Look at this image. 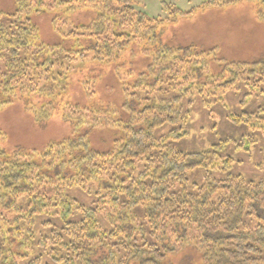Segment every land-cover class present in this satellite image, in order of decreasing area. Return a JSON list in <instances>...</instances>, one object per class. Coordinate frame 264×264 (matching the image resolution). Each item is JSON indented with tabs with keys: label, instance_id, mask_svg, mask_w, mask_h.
I'll return each mask as SVG.
<instances>
[{
	"label": "trees",
	"instance_id": "obj_1",
	"mask_svg": "<svg viewBox=\"0 0 264 264\" xmlns=\"http://www.w3.org/2000/svg\"><path fill=\"white\" fill-rule=\"evenodd\" d=\"M143 1L16 0L14 12L0 11V110L21 99L37 124L47 121L71 73L87 70L79 84L88 91L89 79L99 77L88 71L93 63L113 66L124 97L108 108L61 102L72 135L40 150L8 151L0 132V264H174L169 256L186 248L199 257L191 264H264V178L232 172L239 161L224 155L227 139L198 152L170 145L187 136L185 108L195 96L212 119L213 104L227 107L223 94L247 87L238 102L242 110L224 118L249 130L234 148L249 156L256 149L263 171L264 62L217 60L211 71L206 61L190 59L203 51L160 44L156 33L201 8L264 0H207L188 11L162 2L164 18L148 17ZM80 6L95 11L86 25L64 33L52 19L68 48L40 42L38 28L25 17ZM258 17L264 19V10ZM132 46L152 62L130 84L121 79L118 60ZM180 73L184 85L172 87L169 81ZM171 91L177 94L168 96ZM257 91L262 102L245 110ZM120 111L122 124L115 119ZM166 125L170 129L156 137ZM101 127L121 131L106 151L90 147L88 132ZM196 169L202 170L199 180L188 179Z\"/></svg>",
	"mask_w": 264,
	"mask_h": 264
},
{
	"label": "rangeland",
	"instance_id": "obj_2",
	"mask_svg": "<svg viewBox=\"0 0 264 264\" xmlns=\"http://www.w3.org/2000/svg\"><path fill=\"white\" fill-rule=\"evenodd\" d=\"M205 1L207 0H144L142 10L150 18H164L165 14L161 9L162 2L188 11L200 6ZM16 7V0H0V11L12 13ZM263 10L264 3L257 4L248 1L223 7L201 8L190 16L180 18L175 23L160 25L156 33L160 38V44L172 48L192 46L198 52L203 51L199 54L201 56L191 54L190 59H195L197 64L206 61L211 71H216L219 67L217 60L221 62L225 60H239L248 63L253 61L264 62V19L258 17L260 11ZM94 16V9L86 6L76 7L70 13L52 9L25 14L30 23L38 28L40 42L48 46L63 43L66 48L69 47L70 41L56 32L52 25V19L57 17V26L64 33H67L74 27L88 24ZM118 62L121 63L119 69L121 79L128 80V83L131 84L134 82L132 77H135L137 73L146 71L152 59L144 56L141 52H138L135 46H132L122 53ZM89 65L88 71L99 77L89 79L91 81L90 87L88 91H85L81 88L79 79L85 77L84 74L87 70H83L82 73H71L68 87L59 97L58 105L47 121L37 124L32 114L25 110L24 101L21 99L4 106L0 110V132L4 134V146L8 151L15 148L27 151L31 149L40 150L50 142L71 136V125L61 119V102L71 101L81 106L93 105L102 108H108V106L118 107L121 104L124 99L122 87L114 75L113 66L100 63ZM182 79L180 73L175 80H170L169 83L172 87L179 88L184 85L181 83ZM200 80L202 81L203 77ZM246 91L247 87L242 86L240 90L234 88L223 94L227 107H217L213 104L212 114L214 117L212 119L209 117L207 110L202 108L200 98L195 96L192 106L185 108L189 111V119L184 126L188 134L184 138L171 140V147L181 152H198L207 149L212 143L227 139L228 145L225 148L224 155H230L235 161H239L235 163L232 172L241 173L247 179L264 178V170L261 171L258 168L259 154L257 150H253L249 156L245 152L234 148L235 144L240 141V136L243 133H248L249 130L243 125L232 124L224 118L228 112H240L242 110L238 102ZM154 93L156 91L152 90L143 97L147 98ZM168 93V96H170L176 92L171 91ZM41 101L47 102L48 98L42 97ZM260 102H262L261 96L258 95V91L257 93L254 92L245 110H253ZM115 119H121L120 123L122 124L126 116L120 111ZM169 129V126H163L158 128L154 135L158 137L165 134ZM119 135H121V131L117 127L112 129L101 127L90 130L88 132L90 147L98 151L109 150L113 147V140ZM200 174H202V170L196 169L187 172V177L188 179L199 180L198 175ZM72 194L74 198L88 203L81 192L73 191ZM3 245L2 235L0 234V248ZM188 251L189 248H186L171 254L169 260L174 264H191V260L199 261L197 254Z\"/></svg>",
	"mask_w": 264,
	"mask_h": 264
}]
</instances>
